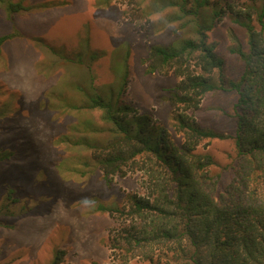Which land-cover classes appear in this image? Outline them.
<instances>
[{
	"label": "rangeland",
	"instance_id": "374dc122",
	"mask_svg": "<svg viewBox=\"0 0 264 264\" xmlns=\"http://www.w3.org/2000/svg\"><path fill=\"white\" fill-rule=\"evenodd\" d=\"M152 1L23 0L33 8L14 13L0 5V35H11L0 51V156L8 153L0 159V264H50L56 249L64 251L59 264H121L110 237L123 222L98 205L122 207L126 193H144L143 172L104 178L96 150L85 142L108 136L84 122L105 124L75 86L86 84V65L94 85L117 86L121 71L114 65L128 53L124 101L165 127L174 143L183 139L168 100L178 78L147 70L148 47L169 44L179 32L164 12H151ZM242 1L229 0L234 9ZM206 41L223 60L224 78L236 81L243 61L231 48H247L244 28L226 12ZM91 52L98 56L91 59ZM78 54L82 62L69 59ZM236 98L230 88L211 91L188 112L199 125L232 135ZM199 150L212 155L209 172L224 187L235 156L232 137L204 139ZM126 264L149 263L135 256Z\"/></svg>",
	"mask_w": 264,
	"mask_h": 264
},
{
	"label": "trees",
	"instance_id": "16d2710c",
	"mask_svg": "<svg viewBox=\"0 0 264 264\" xmlns=\"http://www.w3.org/2000/svg\"><path fill=\"white\" fill-rule=\"evenodd\" d=\"M97 1L106 5L111 0ZM0 5L8 13L33 8L23 0H0ZM152 5V13L164 12L179 30L171 43L148 47L147 70L172 71L178 78L169 87L168 100L183 139L174 143L165 127L124 101L128 53L114 65L121 71L117 86L94 85L90 65L86 84L75 86L84 94L85 106L99 110L105 124L100 129L84 122L85 128L108 136L105 142H85L96 150L104 178L127 169L144 176L146 191L126 193L122 207L98 205L123 222L110 237L111 245L121 251V264L135 256L149 264H264V0H243L238 9L229 0H153ZM226 12L247 35V48H231L243 61L236 81L224 78L223 60L206 41L207 31ZM10 37L0 35V51ZM69 59L83 61L81 54ZM224 88L237 93L232 135L203 127L189 114L206 93ZM225 137H232L235 156L227 166L228 183L218 189L209 172L214 159L199 145ZM63 253L56 249L50 264H59Z\"/></svg>",
	"mask_w": 264,
	"mask_h": 264
}]
</instances>
